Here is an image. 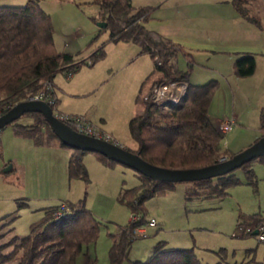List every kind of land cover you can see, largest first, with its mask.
Listing matches in <instances>:
<instances>
[{
	"label": "trees",
	"instance_id": "1",
	"mask_svg": "<svg viewBox=\"0 0 264 264\" xmlns=\"http://www.w3.org/2000/svg\"><path fill=\"white\" fill-rule=\"evenodd\" d=\"M94 2L99 9L91 19L106 24L99 27L88 45L93 44L101 32L108 30L109 39L136 43L141 51L147 52L154 65L162 71L161 77L184 79L188 84L185 96L167 106L149 103L142 92L137 94V110L129 119L128 128L138 147L130 150L151 163L176 168L202 166L218 161L223 156H231L233 153L228 154L221 142L225 133L218 129L217 122H213L208 113L213 94L219 85L218 80L209 79L199 84L189 82L192 62L189 61L184 69L176 66L173 61L175 43L159 31L146 26L148 5L135 6L131 0ZM231 2L239 14L264 30V22L246 7V0ZM104 53L102 47L92 48L87 56L57 49L51 15L39 0L0 5V114L16 102L46 89L49 83L53 84L52 78L57 71L74 70L83 64L92 65ZM156 57L161 63H158ZM254 67L255 57L251 53L243 54L235 60L236 73L239 75L252 73ZM23 115L31 120L28 123L11 122L15 133L28 137L36 145L58 143L67 146L52 131L41 112L29 111ZM259 127L263 134L264 106L259 111ZM71 148L67 162L68 176L87 181L88 171L83 155L88 150ZM92 152L104 165L111 167L118 164L99 152ZM253 160L264 163V155L246 161L238 168L244 169L247 183L256 185L258 174L252 166ZM235 169L210 178L182 181L188 184L185 197L191 199L228 195L227 188L239 182ZM136 173L138 183L124 189L122 195L131 212H139L141 218L135 222L128 220L119 227L108 249L107 264H121L128 258L132 241L141 236L135 235L134 229L146 220L143 200L153 194H164L175 183L154 180ZM62 201L68 209L57 215ZM20 203L18 206L26 204L23 200ZM240 215L242 218L238 224L246 227L243 235L252 234V230L264 219L258 212ZM8 216H3L7 219L6 223L13 218ZM100 225V219L86 206L85 193L76 200H61L44 207L43 216L30 224L28 233L23 236L13 235L9 240L0 242V264H8L17 255L16 264H76V256L81 252L83 244L97 240ZM4 233L0 225V239ZM131 264L204 263L193 246H168L165 240H158L150 255L143 260L136 259ZM215 264L226 263L219 260Z\"/></svg>",
	"mask_w": 264,
	"mask_h": 264
},
{
	"label": "rangeland",
	"instance_id": "2",
	"mask_svg": "<svg viewBox=\"0 0 264 264\" xmlns=\"http://www.w3.org/2000/svg\"><path fill=\"white\" fill-rule=\"evenodd\" d=\"M26 1L0 0V5L23 4ZM39 2L51 15L57 49H65L66 42L71 40L73 46L77 47L78 54L86 56L90 53L91 47L97 48L94 46L106 41L108 30L101 32L94 43L88 45L98 27L97 21L91 19L92 15H97L99 9L94 0H39ZM258 4L264 11V0H258ZM257 16L262 18L263 14ZM258 32H260L258 39H262L264 30ZM109 40L106 41L109 44V48L106 49L112 54L98 60L94 64V69H88L86 67L88 65L81 66L80 78L82 77V80L95 78L97 81H103L101 85L94 84L93 91L85 94L84 100H93L94 107L100 115L115 122L114 133L117 142L134 150L138 147V143L131 137L128 128L129 121L126 120L129 113L134 115L135 112L131 111L134 109L136 111V106H138L134 101L138 93L135 92L136 96L133 98L132 88L137 84L141 69L147 70L146 73L152 74L151 76L162 75V71L145 53L144 56L150 60L148 61L150 68H147V62L135 59L122 66L119 72L114 73L111 80H103L107 67L118 63L121 57V54L115 56L116 47ZM129 44L134 46L132 48L138 49V45L131 42ZM129 51V49L122 51V56ZM255 55L260 60V55ZM156 59L159 60L157 57ZM66 72L57 71L54 75L56 82L67 80L69 77L66 76ZM160 78L162 77L156 80ZM250 87L251 89L244 93L245 96L253 91L258 96L264 88L263 62L259 61L258 70L252 78ZM60 99L61 104L64 99L63 97ZM232 107L230 90L225 86L217 88L210 104L211 115H214L216 120L223 119L225 116L222 111L227 112ZM243 109L249 111V113H244L245 116L253 117L251 106L245 108L243 106ZM53 111L66 112L58 109L57 106H53ZM256 118L254 114V120L257 122ZM29 119L30 117L21 115L13 122L23 123ZM212 120L215 122L213 118ZM256 126L258 124L254 126L250 124L248 129L238 130L236 133V127H233L232 131L223 135L221 142L227 147L226 140L232 138L236 141L239 137V141L245 135H250ZM3 128L9 130L13 127L11 123H8L0 130ZM56 144L38 145L36 149L12 146L11 150H6L5 153L0 152V210L2 211L11 204L12 199L8 202L7 198L14 193L17 195V203L14 202L15 210L8 216L10 219L13 216L12 220L6 223L7 219L0 218L1 232H5L0 242L9 240L13 235L23 236L28 233L30 224L40 220L43 216L44 207L64 199L76 200L85 193L86 206L100 219L101 225L97 240L83 244L81 252L76 256V264H107L108 249L119 227L128 222L131 213V208L123 198V191L138 183V175L135 170L120 163L107 167L99 161L94 152L88 151L83 155L88 180L70 178L67 173V162L72 148ZM226 152L234 153L230 148H227ZM8 157H13V159L7 160ZM12 163L14 166L12 170H3ZM252 166L258 174L257 184L247 183L244 169L236 168L234 173L239 182L228 187L229 194L225 196L188 199L185 197L188 184L175 182L171 188L166 189L164 194H153L146 197L143 200L146 219L154 216L157 223L153 226L145 224L146 234L132 241L128 258L124 259L121 264H131L136 259H145L152 253L158 240H165L168 246H193L204 264H215L219 260H223L226 264H264V241L258 240L256 234L243 235L244 233L241 234L238 229V222L242 218L240 214L248 215L258 212L264 216V163L253 160ZM22 200L26 204L18 206ZM17 260L18 255L8 264H16Z\"/></svg>",
	"mask_w": 264,
	"mask_h": 264
},
{
	"label": "crops",
	"instance_id": "3",
	"mask_svg": "<svg viewBox=\"0 0 264 264\" xmlns=\"http://www.w3.org/2000/svg\"><path fill=\"white\" fill-rule=\"evenodd\" d=\"M131 2L135 6H149V18L146 21V26L159 31L175 43L176 51L173 61L178 68L184 69L189 61L192 62L193 67L189 76V82L199 84L206 82L209 79H217L219 82L218 88L225 86L230 90L233 107L227 112L222 111V113L225 117L231 115L234 116L233 127H236L235 133L238 130L248 129L250 124L253 126L258 124L256 129H254L250 135H245L243 139L238 141L239 137H237L236 141L232 138L226 140V148H230L233 152H237L241 150L243 146H246L261 135L262 132L259 127L258 118L260 108L264 106V88L258 96L254 94V91L251 94L247 93L248 96H245L244 93L251 89L249 86L251 85L252 78L258 70L259 61L264 63V36L262 39H258L260 36V32L258 31L263 29L258 28L250 20L239 14L232 5L231 0H131ZM245 4L252 13L257 14V12H260L257 15L263 14L260 19L264 22V11H262L260 4H258V0H246ZM98 29L99 26L96 27V32ZM108 40L109 38L107 37L106 41ZM106 41H103L98 46H94L102 47L104 49L105 53L102 58L108 57L109 54H112L107 50L109 44L106 43ZM109 42H112L116 47V49H114L115 56L121 54V57L118 63L110 64L107 67L106 74L103 75V80H111L115 75L114 73L119 72L122 66L135 59H140V62H147V68H150V62H148L150 60L144 56L145 53L149 57L150 55L147 52L141 51L139 46L138 49L132 48L134 46H130V41H113L110 39ZM73 45L72 41L69 40L66 42L65 49L62 50L80 56L78 51H76L77 47H74ZM126 49H129L130 51L122 56V51ZM249 53L255 57V67L253 72L248 75L237 74L235 69L236 58ZM255 54L260 55V60L257 59ZM150 59L152 58L150 57ZM95 63L88 66H86V64L83 65L88 69H94ZM144 64L146 65V63ZM81 66L72 70V75L65 81L62 80L61 82H56V77L54 78L53 76L52 88L54 87L53 93L56 98L54 106H57L58 109L66 112L68 111L70 113L84 115L95 125L110 133L112 138L117 142L114 133V130L116 129L115 122L107 120L106 117L100 115V112L94 107L93 100H84V95L93 91L94 84L99 83L101 85L103 81H97L95 78L82 80V77L80 78L82 71ZM146 71L147 70L141 69L139 73L137 84L132 88L133 98L136 96L135 92L136 94H139L140 92L145 94L150 85L157 78L162 76L161 74L158 76H151L152 74L149 75ZM54 80L56 84L54 83ZM60 97H63L64 99V102L61 104ZM134 101L135 104H137L135 98ZM243 106L244 108L247 106L252 107V118H249L248 115H244L245 112L249 113V111H244ZM131 112L136 111L134 109V111ZM208 113L211 120L213 118L216 121L213 117L214 115H211L210 111H208ZM132 114L133 113L128 114L127 121H129ZM254 114H256V120L258 123L254 120ZM215 117H217V115ZM30 120L31 119L23 123H28ZM233 127L231 131L233 130ZM6 129L7 128H3V130H0L1 153H5L6 150H11L12 146L30 149H36L38 147V145L34 144L28 137L15 133L13 128L9 130ZM45 145L49 146V144ZM53 145L57 144L53 143ZM12 159L13 157H8L7 160ZM13 167L12 163L8 170H3L9 171L12 170ZM16 196V193H14L10 198H7L8 202L12 199L11 204L6 206L2 211L0 210V214H2L0 218L15 210L14 202L15 204L17 203Z\"/></svg>",
	"mask_w": 264,
	"mask_h": 264
},
{
	"label": "water",
	"instance_id": "4",
	"mask_svg": "<svg viewBox=\"0 0 264 264\" xmlns=\"http://www.w3.org/2000/svg\"><path fill=\"white\" fill-rule=\"evenodd\" d=\"M96 24L101 27L105 26L106 23L98 20ZM29 111L41 112L52 131L65 145L81 150L99 152L154 180L182 182L210 178L227 173L240 167L246 161L264 155L263 133L243 149L234 152L231 156H223L218 161L210 164L186 168L154 164L145 160L139 153L124 147L116 141L77 131L70 124L58 119L53 114L52 106L42 99L26 98L13 104L8 110L0 114V129ZM10 166L11 164H8L4 170H8ZM256 233L257 229L255 228L252 230V234Z\"/></svg>",
	"mask_w": 264,
	"mask_h": 264
},
{
	"label": "built area",
	"instance_id": "5",
	"mask_svg": "<svg viewBox=\"0 0 264 264\" xmlns=\"http://www.w3.org/2000/svg\"><path fill=\"white\" fill-rule=\"evenodd\" d=\"M158 60V59H157ZM160 63V61L158 60ZM72 75V70L66 72V76L70 77ZM187 81L184 79H168L166 77H162L156 81H154L151 86L147 89L144 94V97L148 100L149 103H153L156 105H164L167 106L169 103L178 102L183 96H185L187 91ZM27 98L31 99H42L45 100L48 104H50L53 108L55 105V96L53 94L52 84H48L46 89L39 90L32 95H29ZM53 114L60 120L72 124L73 128L77 131L93 135L95 137L103 138L106 140L115 141L110 133L103 130L102 128L95 125L91 120L86 118L82 114L70 113V112H62V111H53ZM217 127L222 133H226L232 129L234 125V116L224 117L223 119H217ZM222 158V157H221ZM220 158V159H221ZM68 207L65 202H61L59 206V210L57 211V215L62 214ZM141 218V214L139 212H131L129 221L135 222ZM146 225L153 226L156 224V220L154 217H150L146 219L142 224L137 225L134 229L135 235H145L146 234ZM257 237L258 240L264 241V219L261 220L257 226ZM238 229L243 234L246 231L245 225L239 223Z\"/></svg>",
	"mask_w": 264,
	"mask_h": 264
}]
</instances>
